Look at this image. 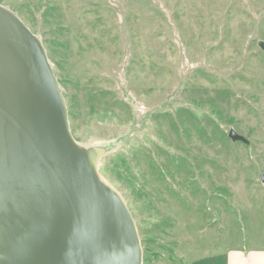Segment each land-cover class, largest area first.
<instances>
[{"label":"rangeland","instance_id":"374dc122","mask_svg":"<svg viewBox=\"0 0 264 264\" xmlns=\"http://www.w3.org/2000/svg\"><path fill=\"white\" fill-rule=\"evenodd\" d=\"M41 42L71 136L141 264L264 248V0H0ZM235 131L249 144L232 143Z\"/></svg>","mask_w":264,"mask_h":264},{"label":"water","instance_id":"95a60500","mask_svg":"<svg viewBox=\"0 0 264 264\" xmlns=\"http://www.w3.org/2000/svg\"><path fill=\"white\" fill-rule=\"evenodd\" d=\"M104 152L73 140L41 42L0 6V264L142 263L128 209L97 174Z\"/></svg>","mask_w":264,"mask_h":264},{"label":"crops","instance_id":"0c3cea01","mask_svg":"<svg viewBox=\"0 0 264 264\" xmlns=\"http://www.w3.org/2000/svg\"><path fill=\"white\" fill-rule=\"evenodd\" d=\"M190 264H264V248H225L197 258Z\"/></svg>","mask_w":264,"mask_h":264}]
</instances>
